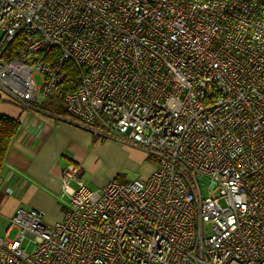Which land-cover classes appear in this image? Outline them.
I'll use <instances>...</instances> for the list:
<instances>
[{
	"label": "built area",
	"instance_id": "2783aa9c",
	"mask_svg": "<svg viewBox=\"0 0 264 264\" xmlns=\"http://www.w3.org/2000/svg\"><path fill=\"white\" fill-rule=\"evenodd\" d=\"M67 61L65 112L153 168L97 189L63 168L62 218L17 207L0 264H264V1L0 0V102L54 104Z\"/></svg>",
	"mask_w": 264,
	"mask_h": 264
},
{
	"label": "crops",
	"instance_id": "0c3cea01",
	"mask_svg": "<svg viewBox=\"0 0 264 264\" xmlns=\"http://www.w3.org/2000/svg\"><path fill=\"white\" fill-rule=\"evenodd\" d=\"M52 104L42 103L39 111L0 106V114L19 119L0 176V220L7 221L17 207L41 210L47 225L60 220L67 203L60 195V174L67 166L77 167L82 179L90 170L87 181L96 189L106 182L94 176V164L98 156L118 144L103 143L105 140L82 128L66 112L54 111L56 104ZM143 160L151 172L153 162Z\"/></svg>",
	"mask_w": 264,
	"mask_h": 264
},
{
	"label": "rangeland",
	"instance_id": "374dc122",
	"mask_svg": "<svg viewBox=\"0 0 264 264\" xmlns=\"http://www.w3.org/2000/svg\"><path fill=\"white\" fill-rule=\"evenodd\" d=\"M35 83L37 85L40 84V79L37 75L34 77ZM0 106L2 105H10L12 107L17 108V106L6 103V102H0ZM54 104H57L56 101ZM52 104V105H54ZM63 107V106H62ZM98 138V137H97ZM100 139V138H98ZM103 143L105 142H114L115 144H118L117 147L112 149H107L106 154L98 156L97 160L95 161L94 167V176L101 179L102 181H108L110 179L116 178L115 181L118 182H125L130 181L133 179H142L146 177L149 173L147 171V168H150V165L145 162H143V158L147 156V154L141 150L140 148L136 147L133 144H125L122 143L119 140L116 139H108V138H102ZM109 144V143H108ZM116 146V145H115ZM110 148V144H109ZM144 152V154H143ZM142 154L144 156H142ZM90 170L87 171L86 175L84 176V181L86 183V186L90 189H96V185L92 182L89 183L87 181V177H90ZM118 175V176H117ZM199 184L202 190V193L205 194L207 189L210 186V181L206 178H199ZM220 203L223 204V200L219 199ZM7 221L0 220V235H3L2 229L4 226L7 225ZM16 233V229H12L9 233V237L12 238L14 234ZM23 247L27 251H31L33 246L32 243H23Z\"/></svg>",
	"mask_w": 264,
	"mask_h": 264
},
{
	"label": "trees",
	"instance_id": "16d2710c",
	"mask_svg": "<svg viewBox=\"0 0 264 264\" xmlns=\"http://www.w3.org/2000/svg\"><path fill=\"white\" fill-rule=\"evenodd\" d=\"M264 1V0H262ZM65 76L62 82L57 87L58 101L56 102L55 110L57 113H65L62 107L61 98L67 92H71L80 85L82 71L73 62L67 61L64 64ZM52 107V106H51ZM19 127V119L12 118L4 114H0V176L3 168V161L7 153L9 143ZM150 162H154L150 155L146 156Z\"/></svg>",
	"mask_w": 264,
	"mask_h": 264
}]
</instances>
